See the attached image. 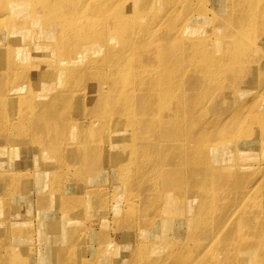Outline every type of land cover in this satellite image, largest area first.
<instances>
[{"label": "bare ground", "instance_id": "obj_1", "mask_svg": "<svg viewBox=\"0 0 264 264\" xmlns=\"http://www.w3.org/2000/svg\"><path fill=\"white\" fill-rule=\"evenodd\" d=\"M252 3L0 0V161L24 148L34 164L0 165L2 199L34 174L40 215L62 228L79 210L55 229L64 245L32 246L34 264H264V36L245 29L262 27L264 4ZM252 76L250 101L227 109ZM245 142L262 158L241 163ZM26 247L0 262L28 263Z\"/></svg>", "mask_w": 264, "mask_h": 264}, {"label": "rangeland", "instance_id": "obj_2", "mask_svg": "<svg viewBox=\"0 0 264 264\" xmlns=\"http://www.w3.org/2000/svg\"><path fill=\"white\" fill-rule=\"evenodd\" d=\"M264 4V0H257V4ZM249 4L250 6L254 5L252 3V0H249ZM264 9V8H263ZM264 12V10L262 11ZM262 23V27L260 29L257 28H245L246 30H250L252 31L251 36L250 37H254L257 35V31H261L260 35L264 36V18L261 20ZM201 28V27H200ZM209 31V30H208ZM200 37H207V35H201L199 34ZM261 36V38H262ZM264 44H262L263 46ZM264 52V50H263ZM246 82H248V88L245 91L240 92L239 90H237V95H235L232 100H231V104L227 105V109L230 110V107L232 108V106H234V102H236V104H240L239 107H244L249 101L250 99L253 97V89L255 88V86L257 87V80L254 76H252L251 79L246 80ZM239 87V86H238ZM262 93L264 95V88L262 89ZM168 96V93H167ZM234 99V102H233ZM19 100V99H18ZM19 103L22 104V102L19 100ZM36 111L33 112V115H35ZM71 113H73V110L71 111ZM179 115V114H178ZM68 116V114H66L64 116V118H66ZM180 116V115H179ZM222 116V113H221ZM220 116V117H221ZM218 117V118H220ZM14 116L12 115V117L10 116V119H13ZM217 118V119H218ZM40 129L39 128H35V133L39 132ZM25 140L21 137L20 139H15V140H11L8 143V147L14 146V145H23V142ZM250 144L245 142L242 146V152H241V163L242 161H245L247 159L252 158L253 160L257 161L258 157L262 158V154L260 152V150H257L256 147L253 146H249ZM25 147V146H24ZM8 151L6 152V155L4 153V157L2 158V160L0 161V165H4V169H3V173L4 174H14L12 173V171H24V170H29L30 165L33 167L34 164L30 163V161H26V157L24 155V148L23 149H19L18 152L16 153V155H14L13 153H15L13 150H10L9 148L7 149ZM23 151V153H21ZM22 155H21V154ZM258 156V157H257ZM7 162H5V158ZM235 157V156H234ZM234 157H232V160L234 161ZM259 162H262L261 160H259ZM258 162V163H259ZM29 165H28V164ZM219 167H222L223 165L220 164L219 161ZM243 169L246 172H253L249 169H247V166H245L243 164ZM17 175V173H15ZM89 177H92V174L89 175ZM42 177H38L36 175H29L27 177H22L18 189H17V193L15 192H11L8 194L7 198H3L2 199V194L4 192L5 186L7 183H0V188L3 191H0V257H4L5 253L7 254L8 251L9 252H19V249L22 248V250H27V243H29V247L32 251V256L31 258H27L29 259V262L26 263V261L20 260V264H34L37 261V258L35 256L34 253H36V249L32 246L36 245L41 246L43 245L42 242L43 240L49 238V240L51 239L52 242H50L48 244V246L51 247H60L61 245L65 244V240H67V237L65 235H58L57 233H55V229L58 228V230H66L68 231L70 228L75 227L76 223L79 222L80 220L78 219V214H79V210L77 212L74 213V216L72 218L71 221V225L68 224H62V228H59L58 226L55 227V224L53 222H51V218L45 215H40V213L37 210V206L39 205L37 202V198H38V193L37 191L35 192V187L29 185L26 186L27 182H32V183H41L42 182ZM264 182H262L261 184H263ZM239 183H233L234 188H237V185ZM228 190L231 189V186H227ZM45 196V198H47V200L50 201L49 197L46 194H43ZM38 204V205H37ZM15 216V218L13 217ZM6 220H10L9 221V229L5 226V221ZM20 220V221H19ZM19 222V223H18ZM14 226H16V228H14ZM20 226V228L27 233V237H30V242L29 241H24L25 238H23L21 236V234H23V232H19L17 234H14L15 229H17ZM53 227V230H52ZM93 231V230H92ZM264 232V231H263ZM57 237V239L55 238V236ZM90 234H88V236L85 234V237L83 235V239L85 240V242L87 241V239L89 238ZM26 237V238H27ZM24 241V242H23ZM79 251L82 254V258L83 260L85 259L84 256V251L83 249L89 251L92 250L89 246V244L87 243L84 247L82 246H78ZM197 249V248H196ZM195 250V246L194 247H190L188 249V251H192ZM168 254V252H167ZM81 259V257H80ZM105 260V259H104ZM0 264H3L0 262ZM67 264H79V261H67ZM81 264H82V259H81ZM100 264H105V262L102 260H100Z\"/></svg>", "mask_w": 264, "mask_h": 264}]
</instances>
